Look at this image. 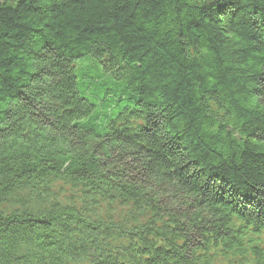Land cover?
Instances as JSON below:
<instances>
[{
    "label": "trees",
    "instance_id": "1",
    "mask_svg": "<svg viewBox=\"0 0 264 264\" xmlns=\"http://www.w3.org/2000/svg\"><path fill=\"white\" fill-rule=\"evenodd\" d=\"M0 264H264V0H0Z\"/></svg>",
    "mask_w": 264,
    "mask_h": 264
}]
</instances>
